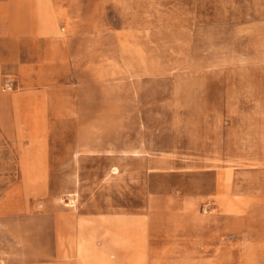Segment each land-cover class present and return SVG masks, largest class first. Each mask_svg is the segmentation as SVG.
Returning a JSON list of instances; mask_svg holds the SVG:
<instances>
[{
    "label": "rangeland",
    "instance_id": "rangeland-1",
    "mask_svg": "<svg viewBox=\"0 0 264 264\" xmlns=\"http://www.w3.org/2000/svg\"><path fill=\"white\" fill-rule=\"evenodd\" d=\"M263 78L264 0H0V264H264Z\"/></svg>",
    "mask_w": 264,
    "mask_h": 264
},
{
    "label": "crops",
    "instance_id": "crops-1",
    "mask_svg": "<svg viewBox=\"0 0 264 264\" xmlns=\"http://www.w3.org/2000/svg\"><path fill=\"white\" fill-rule=\"evenodd\" d=\"M48 30L50 32L60 30L56 24L49 20ZM264 79V78H263ZM261 87H264V80L259 83ZM254 104H259L260 102L254 101ZM140 228L139 227H125L120 228L117 232L113 233L115 249L108 250L104 249L99 252H94L89 249V264H114V259L118 258V252L122 249L129 250L128 252L136 253V238L139 236ZM86 244L84 241H79V254L84 258V251L86 249ZM135 261V257H134Z\"/></svg>",
    "mask_w": 264,
    "mask_h": 264
}]
</instances>
